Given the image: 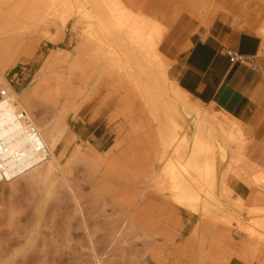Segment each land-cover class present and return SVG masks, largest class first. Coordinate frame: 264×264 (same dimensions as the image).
I'll return each mask as SVG.
<instances>
[{"label":"bare ground","instance_id":"6f19581e","mask_svg":"<svg viewBox=\"0 0 264 264\" xmlns=\"http://www.w3.org/2000/svg\"><path fill=\"white\" fill-rule=\"evenodd\" d=\"M220 14L264 57V0H0V184L65 195L66 240L87 239L89 264H113L133 237L157 264H264V103L239 115L173 74L179 39ZM70 30L76 50L56 53ZM24 64L42 79L32 95L6 79ZM55 86L54 116L39 118L32 102Z\"/></svg>","mask_w":264,"mask_h":264},{"label":"rangeland","instance_id":"374dc122","mask_svg":"<svg viewBox=\"0 0 264 264\" xmlns=\"http://www.w3.org/2000/svg\"><path fill=\"white\" fill-rule=\"evenodd\" d=\"M217 19L231 24L236 29L247 28L243 23H236L233 16L220 14ZM204 28L207 32L210 31V27ZM249 30L255 33L254 30ZM77 46V35L70 30L56 44L54 51L70 54ZM185 48L186 45L182 49ZM172 58L176 65L175 56ZM243 66L257 76L244 98V104L256 111L264 103V57L258 56ZM35 68L36 65L33 64L19 65L5 71L6 79L12 84L20 85L26 95H32L34 87L42 81L35 78ZM173 74L175 77L174 70ZM52 75L55 74L47 73L44 77ZM57 89L55 86L51 91L41 92L33 100L32 104L35 105L39 118L52 119L54 116L55 109L49 97ZM61 199L47 201L46 198L33 193L24 182L15 186L0 184V264H89V257L86 255L87 239L73 236V239L66 240L65 217L70 213L71 206L65 195H62ZM38 214L41 218L37 226ZM35 228L37 232L32 236ZM119 247L112 258L113 264H124L126 260L133 258H138L141 264H157L152 255L151 244L140 237L130 238Z\"/></svg>","mask_w":264,"mask_h":264},{"label":"crops","instance_id":"0c3cea01","mask_svg":"<svg viewBox=\"0 0 264 264\" xmlns=\"http://www.w3.org/2000/svg\"><path fill=\"white\" fill-rule=\"evenodd\" d=\"M189 43H191L189 49H182ZM261 44V39L255 33L247 29H236L231 24L218 21L205 34L179 39L174 53L175 77L184 90L202 102L223 98L233 103L239 115L245 111L255 113L244 104V98L257 76L243 65L258 57ZM228 50L236 52L241 59L232 63L227 55ZM263 125L264 122L256 128L260 129V134L252 140L253 155L262 163H264Z\"/></svg>","mask_w":264,"mask_h":264},{"label":"built area","instance_id":"2783aa9c","mask_svg":"<svg viewBox=\"0 0 264 264\" xmlns=\"http://www.w3.org/2000/svg\"><path fill=\"white\" fill-rule=\"evenodd\" d=\"M227 55L232 63H235L241 59L240 56L233 50H228Z\"/></svg>","mask_w":264,"mask_h":264}]
</instances>
